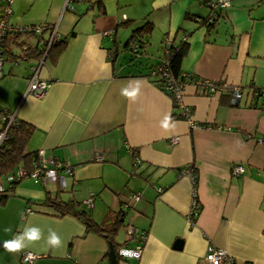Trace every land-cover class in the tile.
<instances>
[{
  "label": "crops",
  "instance_id": "1",
  "mask_svg": "<svg viewBox=\"0 0 264 264\" xmlns=\"http://www.w3.org/2000/svg\"><path fill=\"white\" fill-rule=\"evenodd\" d=\"M97 1L10 3L11 25H56L64 46L54 61L44 59L40 66L31 51L28 59L13 61L27 47L42 44L37 35H8L0 109L34 127L25 152L42 151L47 159L68 163L72 174L65 188L22 178L0 200V264H20L21 253L2 245L25 225L40 227L45 237L51 228L64 242L55 251L46 250L44 240L25 249L37 255L33 264H108L109 244L85 233L75 217L52 215L50 206L40 204L47 197L78 202L97 223L119 215L115 242L122 247L138 244L126 241V226L144 231L140 257L117 264H196L209 244L239 263L264 264V100L252 95L253 89H264V0H231L210 33L194 18L206 17L208 2L216 0H101L103 14ZM122 20L130 26L118 27ZM143 22L153 26L145 39L144 69L115 76L109 49L118 47L115 66L125 71L121 47ZM185 35L188 48L180 69L191 80L183 85L182 100L196 125L192 128L156 77L147 75L164 57L161 41L177 45ZM33 69L50 83L41 99L25 94ZM194 79L239 86L243 98L232 106L226 94L200 95ZM136 81L140 94L131 101L121 90ZM173 113L175 127L164 130L160 122ZM96 153L101 161L94 160ZM234 164H242L244 172L232 175ZM190 170L196 171L195 180ZM193 198L196 215L189 221ZM178 240L182 245L175 249Z\"/></svg>",
  "mask_w": 264,
  "mask_h": 264
},
{
  "label": "built area",
  "instance_id": "2",
  "mask_svg": "<svg viewBox=\"0 0 264 264\" xmlns=\"http://www.w3.org/2000/svg\"><path fill=\"white\" fill-rule=\"evenodd\" d=\"M12 0H3L7 4V6L3 10V14L0 18V70L4 64V56L2 50V39L8 33H17V34H27L33 33L39 37V42L44 46L43 56L39 58L38 63L39 66L43 65L46 53L49 47L59 39V33L57 31L56 25H48L41 24L37 26H19V25H11L8 22V17L10 15V3ZM231 0H216L214 3H211L212 8L216 9H225L230 6ZM44 31H47L49 34L46 38L42 37ZM107 34V32L105 33ZM163 49L165 50L164 59L160 64L156 66V68L152 71V74L157 75L166 83L165 89L170 91L173 95L174 105L176 109L180 111V116L189 123V126L196 127L194 123H192L190 118L189 109L183 103V94L182 89L183 86H176L173 83L170 72L166 68V63H168V49L171 45V41L169 39H164L162 42ZM38 71L33 69V75L28 82V86L26 88V95H30L36 99H41L50 83L44 80H40L37 77ZM191 83L195 86L198 94L200 95H222L226 94L229 97L230 104L232 106L238 105L240 100L243 98V90L239 86H232L228 84L226 81H208L202 79H194ZM252 95L257 100H264V89H253ZM0 123H3L4 126L0 130V147L7 139V131L10 127L15 125L16 118L15 114L11 112H7L4 109H0ZM177 137L173 139V142H177ZM95 161H101L102 157L100 154L96 153L94 155ZM58 169H60V173H58ZM190 175L195 180L194 173L190 170ZM230 172L232 175H240L244 172V167L242 164H234L230 168ZM72 174V167L68 163H60L53 161L51 159H47L44 157L43 152H38V163L35 164L33 169L28 173L23 167H19L13 174L7 175L5 178L0 179V194H2L8 186H11L15 181L21 180L22 178L31 179L34 183H47V182H55L58 184L60 188H65L67 186V176ZM138 195L132 196V199H137ZM85 204L90 206L91 199L85 200ZM125 204L124 207H126ZM192 207L193 210L187 215L189 221L193 216L196 215V212H193L194 209H197V202L195 198L192 199ZM31 209L28 207L25 209V213H29ZM125 236L126 241L137 239L138 244L133 248L128 247H120L118 249V256L121 259H138L142 252V243L146 239V233L144 231L138 230L134 226H126L125 227ZM31 253L32 259L26 260V256ZM37 255L32 252H23L20 254V264H33L36 260ZM196 264H242L237 262L227 251L222 248L214 247L209 244L206 247V251L201 259L198 260Z\"/></svg>",
  "mask_w": 264,
  "mask_h": 264
},
{
  "label": "trees",
  "instance_id": "3",
  "mask_svg": "<svg viewBox=\"0 0 264 264\" xmlns=\"http://www.w3.org/2000/svg\"><path fill=\"white\" fill-rule=\"evenodd\" d=\"M208 10L209 14L206 17H195L194 20L195 22L198 23L199 26L205 27L206 31L210 33L212 30L215 29L217 26V23L221 17L222 10L223 9H216L212 8L211 2H208ZM97 5L99 8V11L101 14L105 12V8L102 4L101 0L97 1ZM7 6L3 0H0V18L3 14L4 8ZM119 26H130V21L129 20H122L119 24ZM153 30V26L150 22H143L140 26L135 27L131 29L128 38L124 42L123 46L121 47V53L128 51L129 53L132 54L130 56L129 61L127 60V65L128 67L125 71L126 73H123L125 71H119L120 69L115 66L116 58L119 53L118 47H112L108 51V55L110 58V62L112 65V71L116 73L115 76L118 77H130L132 76V72L130 69H132V66L134 67H139L140 71L141 69H144V64L141 61L144 55L146 54V46H147V41L145 39L151 34ZM8 35H12L13 39L14 37H17L21 34L17 33H8L6 34L3 39H2V50H3V56L9 53L6 50V46L8 45ZM26 35L31 36L35 35L33 33H27ZM164 40V39H163ZM161 41V44L163 42ZM39 41V37H38ZM64 42L61 41L59 38L56 42H54L48 49L45 59L49 58L50 60L54 61L58 55L61 53L63 49ZM187 43H186V35L181 37L180 42L177 45H173L171 43L168 51V55H166V58L168 57V63H166V68L170 72L173 83L176 86H183L185 85L186 81H190L191 77L186 76L185 74L182 73L180 69L181 61L186 54L187 51ZM163 49V45H162ZM29 51H31V54L35 58H41L43 56V51H44V46L41 45V48L39 47H32L24 50L22 52V55H16L13 56L12 60L17 61V60H26L29 58ZM165 50L163 49V56H164ZM164 57L162 58V60ZM162 60H159L149 71L147 74L149 77H156V80L154 82L158 87H160L161 90H163L171 99L172 105L174 110L176 109L174 105V99L173 95L170 91H167L165 89L166 83L164 82L163 79L158 77L157 75L152 74V71L156 68L158 64L161 63ZM137 63V64H136ZM3 67V66H2ZM142 67V68H141ZM119 69V70H117ZM2 70V68H1ZM0 70V72H1ZM133 70V69H132ZM137 75H141V72ZM121 73V74H119ZM176 113L172 114V117H177ZM4 124L0 123V130L3 128ZM34 132V127L26 123L24 121H20L16 119L15 125L10 127L7 131V139L5 142L1 145L0 147V179L5 178L9 174H13L17 168L22 166L26 172H30L35 164L38 163V152L37 151H30V152H25L26 147L28 145V142L30 140V137L32 133ZM194 174L195 172L192 171ZM20 181V180H18ZM18 181H15L11 186H8L6 190L0 194V200L3 201L7 197H9L16 184H18ZM42 205H47L52 208L53 212L51 213L52 215L56 217H62L64 215H71L75 217L78 221H80L85 228V233H94L103 238L109 245L112 246L114 249L116 259L117 261L121 260V258L118 256V249L122 247L124 244L119 245L116 244L115 242V237L117 235V232L119 230V227L121 226L122 221L119 218V215L113 218V221L111 222H102V223H97L95 222L89 212H86L82 210L79 206V203L74 201V200H69V201H63V200H56L55 198H49L47 197L43 203H40Z\"/></svg>",
  "mask_w": 264,
  "mask_h": 264
},
{
  "label": "clouds",
  "instance_id": "4",
  "mask_svg": "<svg viewBox=\"0 0 264 264\" xmlns=\"http://www.w3.org/2000/svg\"><path fill=\"white\" fill-rule=\"evenodd\" d=\"M140 94V82H135V87L130 83L128 87L121 90V95L125 98L135 101ZM160 127L164 130H170L175 127V121L171 114L165 115L160 122ZM5 231L11 232V228H6ZM44 240L47 248L46 250L55 251L64 246V242L60 235L53 229H48L47 237L44 236V231L38 226L25 225L24 228L17 232L11 240H5L2 247L9 253H23L25 249L31 247L33 244ZM31 253L26 256V260L32 259Z\"/></svg>",
  "mask_w": 264,
  "mask_h": 264
},
{
  "label": "water",
  "instance_id": "5",
  "mask_svg": "<svg viewBox=\"0 0 264 264\" xmlns=\"http://www.w3.org/2000/svg\"><path fill=\"white\" fill-rule=\"evenodd\" d=\"M181 245H182V241L178 240L174 244V248L175 249H180ZM107 258H108V264H117V262H118L117 259H116V255H115L114 249L112 248L111 245H109V251H108V254H107Z\"/></svg>",
  "mask_w": 264,
  "mask_h": 264
},
{
  "label": "rangeland",
  "instance_id": "6",
  "mask_svg": "<svg viewBox=\"0 0 264 264\" xmlns=\"http://www.w3.org/2000/svg\"><path fill=\"white\" fill-rule=\"evenodd\" d=\"M122 54L124 55V57L127 58L128 61H129V59H130L129 57L132 56V54L129 53L128 51H126V52H122L121 55H122ZM138 68H139V67H138ZM132 69H135V67L132 66Z\"/></svg>",
  "mask_w": 264,
  "mask_h": 264
}]
</instances>
